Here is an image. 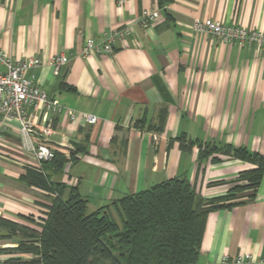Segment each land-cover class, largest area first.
I'll return each instance as SVG.
<instances>
[{
    "label": "crops",
    "instance_id": "crops-1",
    "mask_svg": "<svg viewBox=\"0 0 264 264\" xmlns=\"http://www.w3.org/2000/svg\"><path fill=\"white\" fill-rule=\"evenodd\" d=\"M153 8L162 17L145 28L139 17ZM198 17L264 32V0H0V49L46 62L63 52L69 62L59 75L50 65L26 75L65 106L98 116L94 124L66 112L54 119L51 140L65 161L46 172L64 199L77 187L95 210L173 177L211 199L255 167L226 154V145L264 155V48L196 32ZM126 27L113 53L82 54L87 38L101 42ZM6 124L0 217L41 231L55 196L23 179L34 159L23 148L19 122ZM194 141L220 149L204 155ZM10 233L0 225L1 264H34L33 253L7 250L36 239ZM248 253L264 258V176L253 199L208 214L193 264Z\"/></svg>",
    "mask_w": 264,
    "mask_h": 264
},
{
    "label": "trees",
    "instance_id": "trees-1",
    "mask_svg": "<svg viewBox=\"0 0 264 264\" xmlns=\"http://www.w3.org/2000/svg\"><path fill=\"white\" fill-rule=\"evenodd\" d=\"M194 144L204 155L220 149L199 141L191 146ZM223 151L255 165L230 182L233 185L226 195L205 199L188 179L173 177L91 212L77 187L64 199L61 184L49 182L47 165L59 169L65 161L56 153L42 167L28 166L23 176L58 194L44 216L42 229L30 230L0 217V225L10 235L30 232L36 239L7 251L33 253L34 264H193L200 257L208 214L253 199L264 176V155L231 144ZM5 262L16 263L12 258Z\"/></svg>",
    "mask_w": 264,
    "mask_h": 264
},
{
    "label": "built area",
    "instance_id": "built-area-1",
    "mask_svg": "<svg viewBox=\"0 0 264 264\" xmlns=\"http://www.w3.org/2000/svg\"><path fill=\"white\" fill-rule=\"evenodd\" d=\"M118 1L123 3L124 0ZM161 17L159 8L144 9L139 22L148 28ZM192 28L196 32L216 36L225 42L264 48V32L256 29H248L241 25H224L218 20L201 17L194 19ZM129 32V27L113 30L109 34H104V40L101 42L87 38L82 54L88 56L93 52L113 53L116 41ZM68 62L69 58L63 52L46 62L34 57L14 59L0 49V139L7 128L6 120H17L20 124L23 148L34 159L33 166L42 167L58 152L59 147L51 140L55 132L54 119L57 115L66 112L72 121L82 120L89 124L98 121V116L94 114L65 106L26 75L28 69L42 65L52 66L54 74L59 75L62 67ZM53 195L58 194L53 192ZM2 261L3 255L0 252V264ZM218 264H264V258L249 253L235 256L227 254L221 257Z\"/></svg>",
    "mask_w": 264,
    "mask_h": 264
},
{
    "label": "rangeland",
    "instance_id": "rangeland-1",
    "mask_svg": "<svg viewBox=\"0 0 264 264\" xmlns=\"http://www.w3.org/2000/svg\"><path fill=\"white\" fill-rule=\"evenodd\" d=\"M91 211H93V210H91V209H88V212H91Z\"/></svg>",
    "mask_w": 264,
    "mask_h": 264
}]
</instances>
